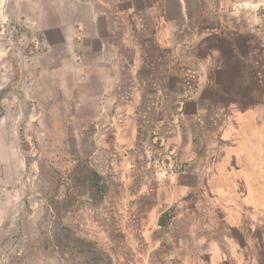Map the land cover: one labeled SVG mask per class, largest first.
Wrapping results in <instances>:
<instances>
[{
    "label": "rangeland",
    "instance_id": "rangeland-1",
    "mask_svg": "<svg viewBox=\"0 0 264 264\" xmlns=\"http://www.w3.org/2000/svg\"><path fill=\"white\" fill-rule=\"evenodd\" d=\"M83 1L1 0L0 264H264L193 178L198 96H226L196 57L263 51L264 0H95L88 26Z\"/></svg>",
    "mask_w": 264,
    "mask_h": 264
},
{
    "label": "crops",
    "instance_id": "crops-1",
    "mask_svg": "<svg viewBox=\"0 0 264 264\" xmlns=\"http://www.w3.org/2000/svg\"><path fill=\"white\" fill-rule=\"evenodd\" d=\"M91 2L87 0L80 3L83 5L82 10L80 15L73 18L74 23L85 26L94 24V6L97 1ZM22 4L24 3L21 2ZM29 5H35V2ZM212 32L214 33L213 30ZM262 43L261 40L257 45L264 47ZM81 47L84 52L88 51L89 45L86 42ZM220 52L216 50L209 55L210 59L219 58V63L217 62L209 73L206 66H210V60L196 57L197 66H201V70L198 71L199 78L194 86L202 83V91L205 85L211 84L216 94L222 93L226 96L223 99V96L219 95L216 100L206 99L208 97L200 96L201 93L198 96L202 99V104L205 101L211 108L209 126L213 130L209 132L213 138H210L207 144L202 143L205 144L203 163L199 167L198 160L193 161L192 166H198L194 168L197 170L193 171V178L197 182L206 181L209 191L214 194L218 205H213L211 210L222 212L228 227H239L240 222L239 229L248 233L250 229L258 230L257 227H264V50L251 49L241 54L240 60L244 66L240 67L222 66L225 55L222 56ZM116 54L113 50V61L110 65H101L98 60L99 66H116ZM102 85H105L104 81ZM221 99L225 100L224 105L220 104ZM204 108V105H198L196 124L193 127L205 128L201 120V111L205 110ZM191 150L193 154V145ZM244 237L247 241L246 235Z\"/></svg>",
    "mask_w": 264,
    "mask_h": 264
},
{
    "label": "trees",
    "instance_id": "trees-1",
    "mask_svg": "<svg viewBox=\"0 0 264 264\" xmlns=\"http://www.w3.org/2000/svg\"><path fill=\"white\" fill-rule=\"evenodd\" d=\"M238 44L239 43H237V44L235 43V45L232 44V46L228 45V47H230V50L228 51V52H230V58H229V61L226 62L227 65L238 66V67L244 66L243 62L240 60V55H241V52H243V49L240 47V44L239 45ZM158 223L163 225L165 223V221L159 219Z\"/></svg>",
    "mask_w": 264,
    "mask_h": 264
}]
</instances>
